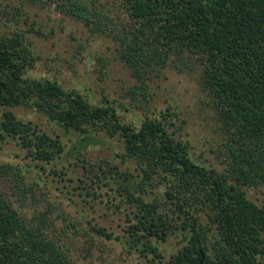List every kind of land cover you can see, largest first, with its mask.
<instances>
[{
    "label": "trees",
    "instance_id": "trees-1",
    "mask_svg": "<svg viewBox=\"0 0 264 264\" xmlns=\"http://www.w3.org/2000/svg\"><path fill=\"white\" fill-rule=\"evenodd\" d=\"M54 3L112 36L140 89L171 65L200 68L227 135L226 166L202 162L176 137L171 108L137 126L108 98L94 104L53 79L28 78L36 57L23 32L0 39V151L12 139L35 161L62 158V137L19 119L14 109L23 107L77 137L71 152L78 155L103 135L118 139L123 152L114 160L127 168L104 160L97 178L131 204L129 226L119 234L87 219L93 232L149 264H264V200L250 195L264 186V0H121L119 23L86 0ZM0 174L10 182L7 191L0 185V264H77L52 235L48 215L26 213L31 187L22 170L5 163ZM174 235L182 245L166 260L160 246Z\"/></svg>",
    "mask_w": 264,
    "mask_h": 264
},
{
    "label": "rangeland",
    "instance_id": "rangeland-1",
    "mask_svg": "<svg viewBox=\"0 0 264 264\" xmlns=\"http://www.w3.org/2000/svg\"><path fill=\"white\" fill-rule=\"evenodd\" d=\"M54 1L0 0V39L23 32L32 44L36 64L28 70V78L53 79L68 90L81 92L94 104L108 98L124 122L137 126L147 117H161L162 112L171 108L178 114L171 130L176 137L189 142L202 162L219 170L225 168L229 154L227 135L222 132L202 85L200 68L186 72L171 65L148 75L147 89H140L129 68L119 59L114 38L61 13ZM86 1L115 23L126 19L121 0ZM14 112L19 119L61 136L66 145L62 158L51 164L35 161L12 139L3 145L0 165L19 167L31 187L25 203L28 216L46 213L53 223L51 233L55 240L77 264H149L138 254H130L120 243L93 232L87 221L94 218L100 226L119 234L129 226L127 214L132 211L131 204L117 186L97 178V165L104 160L116 162L122 170L127 168L121 159L114 160L116 154L123 152V144L103 135L100 144L81 150L83 155H78L71 152L77 137L67 135L34 110L23 107ZM8 180L0 174V185L6 191L10 187ZM250 195L263 201L264 186L252 189ZM182 238L171 236L160 246L166 260L178 251Z\"/></svg>",
    "mask_w": 264,
    "mask_h": 264
}]
</instances>
